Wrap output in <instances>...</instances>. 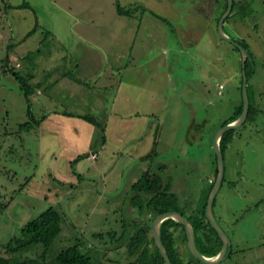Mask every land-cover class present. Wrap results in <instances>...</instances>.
Returning a JSON list of instances; mask_svg holds the SVG:
<instances>
[{
    "label": "rangeland",
    "instance_id": "obj_1",
    "mask_svg": "<svg viewBox=\"0 0 264 264\" xmlns=\"http://www.w3.org/2000/svg\"><path fill=\"white\" fill-rule=\"evenodd\" d=\"M23 2L30 7H13ZM119 2L126 9L137 5L150 8L168 23L142 12L140 7L130 16L118 15L115 0H0V245L20 235L25 224L53 207L61 215V232L47 249L46 264H54L56 255L77 241L80 250L92 256L93 264H127V246L122 243L115 248V242L132 223L130 215L131 219L135 216L128 205L126 188L140 169L160 174L163 183L176 182L180 188L173 192L185 197L183 210L189 216L186 214L191 212L187 211L198 208L194 187L207 185L209 162L216 163L213 137L235 106L233 75L241 74V59L237 55L239 62L236 60L233 54L238 53L219 39L214 29L215 42L208 43L212 3L161 0L152 6L151 0ZM255 5L257 22L264 23V2ZM152 25L158 26L160 35L154 37L149 31ZM251 32L259 37L261 28H252ZM7 54L9 68L24 78L32 75L29 84L42 92L36 94L35 90L28 97L29 111L35 119L47 118L40 126L23 127L31 120L19 83L5 71ZM250 62L253 70L264 63V35L258 50L252 51ZM216 66L221 68L218 73L213 71ZM72 72L79 77L93 74V78L85 85L64 78L52 83ZM46 78L51 84L44 83ZM221 82H225V89L218 95ZM117 91L130 103L139 104L148 92L161 98L166 95L165 102L171 101L169 109L157 108L162 121L156 135L161 142L156 146L157 155L144 164L136 155L150 138L143 135L146 128L138 123L140 118L129 115L136 111L132 105L124 116L137 121L121 136L116 127L120 110L114 102ZM202 97L206 102L203 108L184 105V101ZM127 99L123 102L128 103ZM63 109L72 115H90L102 128L76 116L59 114ZM191 115L205 120L197 134V145L192 148L187 144L185 149L196 167L186 165L185 152L170 141L190 136L187 126ZM154 133L151 130L152 136ZM91 151L97 154L96 160L88 158ZM246 189L241 185L231 190L224 182L215 197L214 210L222 208L229 222L251 218L242 224L239 244L245 251H237L233 243L231 256L218 264H264V203L256 206L253 199L243 198ZM252 193L259 198L263 190L253 189ZM234 198L241 199L245 211L232 209ZM255 218L260 222L257 229L251 225ZM220 224L232 239L226 225ZM99 232L102 239L93 237ZM43 250L36 245L13 256L19 261L38 258ZM0 255L10 256L2 248Z\"/></svg>",
    "mask_w": 264,
    "mask_h": 264
},
{
    "label": "crops",
    "instance_id": "obj_2",
    "mask_svg": "<svg viewBox=\"0 0 264 264\" xmlns=\"http://www.w3.org/2000/svg\"><path fill=\"white\" fill-rule=\"evenodd\" d=\"M206 1H209L210 3H212V11H211L210 20H213V21H209V22H213V25H211V23H209L208 25V28L211 30V33L209 32L207 39L210 41V42L208 41V43H214L215 36L212 34L213 29H214V19L220 16L222 12V8H223L222 3L224 2L223 0H206ZM235 1H236V5L233 9V14L228 19V21L223 24V28L227 35L231 36L233 39L235 38L241 39L248 45V48H250L249 50H250L251 59H252V51L258 50V44L260 43V40L262 41V37L264 35V23L257 22L256 13L258 12V7H256L255 4H257L258 2L263 3L264 0H239V1L235 0ZM203 2L204 0H201L202 4ZM159 3H162L161 0H158V1L155 0L154 2L153 0H151L150 4L152 6H157V4ZM147 10L151 11L150 8H147ZM254 16L256 17V19H253ZM241 27L242 28L244 27L243 31L241 30L242 29ZM259 27L261 28V35H259V37H254L252 35L251 29L252 28L256 29ZM157 29H158L157 25H152L151 28L149 29V31L153 33L154 37H156L157 35H160V34H157V31H156ZM162 37L163 39L166 38V34L164 32L162 34ZM197 37L198 36H195V39H197ZM233 56L239 62V60L237 59V54H233ZM76 67L78 68L79 65H76ZM214 69H216L217 73L221 71V68L219 66H216V68L214 67L213 71ZM72 74L76 78L85 82L84 84H80V85L87 84V81L88 80L90 81L93 78L92 77L93 74L87 77H79L75 75L73 72ZM233 77H234L233 87L235 89V101H234L235 106L233 108L232 114L234 113L235 109L239 106V104L242 101L241 85H240V80L242 78V71L240 75L234 73ZM62 78H64V80H68V81L70 80L71 82L74 83V81L66 77V75L64 74H62L59 79H55V81L52 83L57 84L58 82L57 80H60V79L63 80ZM44 83L51 84L50 78L49 79L46 78ZM219 85H222L223 88L221 90L220 89L217 90L218 95L222 94L221 92L225 89V82L219 83L218 88H219ZM119 86L121 85L119 84ZM130 87L134 88V86H130ZM119 89L121 88H118V90ZM36 94H42V92H40L39 89L37 88ZM247 94H248L249 103L251 104V107H252L253 116L247 122L245 121L233 133L226 136L225 146L222 149V154H223V159H224V176H223L224 181L222 180V184L220 188L222 187L224 182H226V185L231 190H237V188L242 185L244 188H247L246 193H244L242 197L245 199L247 198L249 200L253 199V202L256 204V206H258L259 204H261V202L264 203V63L260 64L254 70L252 68L247 78ZM120 97H121L120 92L117 91L114 97V102H116V105L120 107V110L118 108V112L116 111L117 112L116 114V117H117L116 125L117 126L116 127H118L117 130L120 132L121 136H123L122 134H124L125 130H129L131 126L133 128L132 124H134V122L137 121V119L126 120V117L124 116V114H126L125 111H127L130 105H132V108H134L133 110H136V111L129 113V115L140 118L138 123H140L141 126L145 125L144 128H146V129L143 128L144 129L143 135L147 138H150L147 144H144V145L142 144L143 146H140L141 151L140 153L136 155L137 158L139 159V162L141 164H144V162L147 161L148 158L153 159L157 155L156 146L161 142V140L156 135L158 131V127H159L158 125L162 121L161 113H160L161 111L159 112L158 111L159 109L157 108L160 107L163 110L169 109L171 101L168 100L165 102V100H167L166 95H162V98H161L158 95H156L155 92H153L152 94L148 92V96L146 95L145 99L140 100L139 104L137 103V101L134 103H130V101L127 99V96L123 95L121 97L122 103L120 105ZM126 99L128 100V103L123 102ZM158 99H162L163 102H160ZM40 102L44 103L43 101H40ZM205 103L206 102L203 99V97L200 98L199 101L194 100V101H190V103L187 101H184V105L186 107L190 106L193 109L203 108L205 106ZM191 104H193V106H191ZM179 105L180 107L182 106L181 102L179 103ZM66 110L63 109V111L69 112L68 110L67 111ZM70 113L72 112L70 111ZM59 114L63 115L62 113H59ZM231 115H229L227 118H229ZM63 116L67 117V115H63ZM45 118L38 124V126L44 124L47 121V118L46 119ZM227 118L221 121V123L219 124V127L222 126V123ZM80 120L85 121L81 118ZM85 122L89 123L88 121H85ZM89 124L93 125L92 123H89ZM204 124H205L204 119L199 121L195 118V116L191 115L190 123L187 126V129L190 130V133H191L190 136H188L189 138L188 137H186V139L184 138V140L186 141L180 138L170 140L174 142L175 148L179 149L181 152H185L183 161L186 165H189V166L192 165L194 167L197 166L196 161L190 157L189 152L185 149L187 147V144H188V147H192V148L197 145V141L199 140V137L197 134L198 132L200 133L201 128ZM56 126L58 127V123L56 124ZM84 127L88 129L89 131H91V126H89L88 124L85 123ZM194 127H196V129L194 131H191L193 130ZM153 129L155 133L152 136L151 130ZM91 152H94V151H91ZM149 154H151L152 156L147 157ZM209 165H210V169H209V175L206 181L207 185H205L204 187H201V186H197L196 188L194 187L195 191L193 195L196 196L195 202L198 208L197 209L192 208V210L187 211L188 213L190 212L191 213L186 214V215H189V216H197V215L200 216L201 215L202 206L205 201V197H204L205 193L207 192L210 185L213 184L215 180V176H216L215 167L217 168V163L213 165L212 161H210ZM144 170L145 169H143L142 171L140 169L138 171L139 174L137 173L136 175H132L133 177L131 176L132 179H130V182L129 184H127V188H126L127 189L126 197L129 195L131 186L143 174ZM179 180L181 179H178L177 182ZM163 184L171 192L180 188V187H176V182L173 185L172 184L169 185V183H163ZM182 185L185 187V181L182 182ZM253 189H262L263 193H261V197L254 198L253 193H252ZM173 193L177 196V200H178L177 205H178V208L180 209V213L185 215V211L183 210L185 197L180 198L177 195V193L175 192ZM214 204H215V199H214L213 206H212V212H213L215 219L217 220L219 224L220 222L225 224L229 232H231L232 239H230L231 241L230 251L231 252L233 251L232 249L233 243H235L237 251H245V248L240 246L239 244L240 239L243 236V225L242 224L246 222L247 219H251V218L249 217L241 218V219L236 218L232 222H229L228 217L226 215L223 216L222 208L219 207L217 211L214 210ZM231 204H232V209H234V211H241L244 209V206L241 204V199L239 198L232 199ZM205 205H206V202H205ZM204 210H205V207H204ZM245 210L246 209H244L243 211ZM131 211H133V213L131 212L130 213L132 215H135L132 217V219L130 215V222H132V225L130 224L126 227L124 226L125 231L122 232L123 240L117 241V242H121V244L125 243L126 246L128 244L126 239L130 235H132L135 231L134 223L138 220L137 217H140V219L143 221H146L147 219L151 218L150 214L146 215L144 212L140 213L137 208H133L131 209ZM234 222L236 225H234ZM259 224H260L259 219L255 218L253 219V222L251 225L254 229H257L259 227L258 226ZM220 226L223 228L221 224ZM132 228L134 229L133 233H131L130 231V230H133ZM173 229L176 234L178 235L180 234L179 228H171V231H173ZM149 234L151 235V231L149 232ZM123 247H124V244H123ZM178 247L181 253H185L184 246L182 245L181 242L178 243Z\"/></svg>",
    "mask_w": 264,
    "mask_h": 264
},
{
    "label": "trees",
    "instance_id": "obj_3",
    "mask_svg": "<svg viewBox=\"0 0 264 264\" xmlns=\"http://www.w3.org/2000/svg\"><path fill=\"white\" fill-rule=\"evenodd\" d=\"M236 5V1L233 0V6L231 13L225 19L224 23L228 21V19L233 14V9ZM227 6V1L224 0L223 8L220 16L225 11ZM13 7H30L27 2H23L21 5L13 6ZM137 7L142 9V12H149L152 16L157 19H160L163 22L168 23L166 18L159 16L158 14L147 10L143 6L137 5ZM123 8L119 2V0H115V9L118 15L130 16L136 8ZM214 19V30L215 35L219 39H221L217 34V23L219 17ZM36 27L30 32L35 31ZM28 33V35L30 34ZM236 42L241 44L249 53L251 59V53L248 48V45L241 39H234ZM224 41V40H223ZM226 42V41H225ZM228 43V42H226ZM236 53L239 55L240 52L237 47L228 43ZM8 58L9 55L6 56L5 61V71L10 72L17 82L20 85V89L23 92V95L27 102V116L30 118L31 122H26L23 124V127L26 129L31 128L32 126L38 125L45 116H42L40 120H36L35 117L29 111V99L28 97L32 95L36 88L29 84L28 78L30 77H22L19 73L13 71L8 66ZM251 60H247L245 63V75L248 78L252 68H251ZM241 67V65H240ZM242 68V67H241ZM66 77L71 79L72 81L84 84L85 82L76 78L72 73H65ZM240 85L242 86V78L240 80ZM242 111V101L239 106L235 109L234 113L227 118L222 125H225L229 122L235 120ZM63 115L67 116H76L81 118L89 123H92L94 126H100V124L90 115H72L70 112L62 111L60 112ZM252 107L249 103L248 115L246 118V122L252 118ZM21 128V126H20ZM235 130H228L223 133L220 140V149L225 146L226 136L233 133ZM152 156L149 154L147 157ZM216 164V163H215ZM77 175V172H74ZM215 174H217V168L215 167ZM79 178L82 177L81 174H78ZM216 177V176H215ZM224 181V180H223ZM213 184L210 185L207 192L205 193V201L202 206L201 215L200 216H187L190 220L195 234V242L199 252L205 256H213L216 255L221 249L222 242L217 235L216 231L210 226L208 221L204 215V207L205 202L208 196V193ZM177 196L171 192L165 185L163 184L161 175L150 170H145L143 174L136 180L135 183L130 188L128 195V205L131 208H137L140 213L150 214L151 218L146 221L137 220L134 223L135 231L132 235H130L126 241L127 244V253H128V261L127 264H164L163 258L158 252V249L155 247L153 238L149 234L151 231V222L152 219L163 212L167 211H179L177 205ZM184 215V214H183ZM132 224V223H131ZM130 225V224H129ZM128 226V225H126ZM171 228H179L180 234H176L171 231ZM61 232V215L58 211H56L53 207H48L44 211H42L38 216H36L33 220L25 224L20 229V235L12 237L7 243L1 244L0 248L4 249L7 254L10 256H1L0 255V264H46L45 258L47 255V249L51 246L53 241L57 238L59 233ZM109 236L111 234L107 233ZM93 237L97 239H102V233H94ZM115 235V234H114ZM112 238V236H111ZM160 238L161 241L167 251L168 257L172 264H203L196 258H194L188 249L186 248V236L184 227L181 223L174 221L173 219H167L162 222L160 228ZM117 241L123 240L122 236H117ZM181 242L186 249L185 253H181L179 251L178 243ZM116 243V244H115ZM117 245L115 248L121 246V242H115ZM36 245L43 246L44 250L37 256L38 258H25L24 260H16L14 258V254L18 252H22L27 249H31ZM79 241L75 242L73 245L67 246L62 249L55 257L54 264H93L92 256L89 253H83L79 247ZM232 252L230 251L227 257H230Z\"/></svg>",
    "mask_w": 264,
    "mask_h": 264
},
{
    "label": "water",
    "instance_id": "obj_4",
    "mask_svg": "<svg viewBox=\"0 0 264 264\" xmlns=\"http://www.w3.org/2000/svg\"><path fill=\"white\" fill-rule=\"evenodd\" d=\"M227 6L225 11L218 19L217 23V34L218 36L223 39L224 41L234 45L238 48L241 56V67H242V86H241V96H242V111L240 115L225 125H222L216 131L213 140H212V147L214 153L216 155V163H217V174L213 185L209 191V194L206 199V205L204 210V215L210 226L216 231L217 235L219 236L222 245L221 249L216 255L213 256H205L201 254L196 246L195 242V234L193 226L187 216L181 214L178 211H167L161 214L156 215L151 222V235L153 238V242L155 247L158 249L159 254L163 258L164 264H172L170 261L167 251L161 241L160 238V228L163 221L167 219H173L176 222H179L184 227L185 236H186V248L190 252V254L202 262L203 264H218L227 258V255L230 251L231 241L225 231L221 228L218 224L217 220L215 219L212 206L215 199L216 194L219 191V188L222 184L223 176H224V159L223 154L220 149V140L224 132L228 130H236L238 129L245 121L248 115L249 110V100L247 94V77L245 75V63L250 59L248 51L238 42H236L231 36L227 35L224 31L223 24L225 19L229 16L233 6V0H226Z\"/></svg>",
    "mask_w": 264,
    "mask_h": 264
},
{
    "label": "built area",
    "instance_id": "obj_5",
    "mask_svg": "<svg viewBox=\"0 0 264 264\" xmlns=\"http://www.w3.org/2000/svg\"><path fill=\"white\" fill-rule=\"evenodd\" d=\"M223 88L222 85H219V89L221 90ZM97 157V154L95 152H92L88 155V158L91 159V160H95Z\"/></svg>",
    "mask_w": 264,
    "mask_h": 264
}]
</instances>
